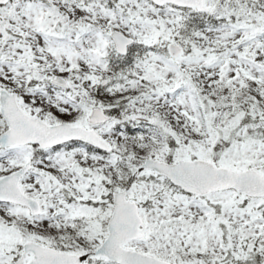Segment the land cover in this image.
Returning a JSON list of instances; mask_svg holds the SVG:
<instances>
[{
  "label": "rangeland",
  "instance_id": "obj_1",
  "mask_svg": "<svg viewBox=\"0 0 264 264\" xmlns=\"http://www.w3.org/2000/svg\"><path fill=\"white\" fill-rule=\"evenodd\" d=\"M206 1L217 17L225 16L227 22L236 20L240 24L225 26L222 20L219 28L198 29L191 14L172 7L155 8L145 0H16L0 8V89L19 94L25 111L51 124L52 115L43 109L44 102L62 104L70 94L59 92L44 80L56 74L73 76L74 90L70 93L76 92V83L103 67L113 55L109 37L112 30L123 31L139 43L179 44L190 49V55L168 58L151 51L144 61L137 60L124 70L123 77L132 89L133 85L138 88L149 83L146 88L153 90L149 96L129 103L127 120L140 126L135 133L145 144L164 145L166 133L158 128L160 122L169 123L164 127L166 131L179 128L182 137L178 136L175 162L191 154L208 159L220 137L219 129L227 136L246 102L253 105L264 125V104L258 98L250 97L239 105L223 98L211 117L204 100L213 95L219 82L231 95L243 81L264 86V41L259 40L264 29L247 27V23L237 20L243 15V20L251 23L254 13V19L260 20L264 0ZM86 80L87 88L94 85L93 80ZM117 87L119 84L108 85L103 96L114 93ZM71 99L77 101V94ZM95 106L92 99V105L82 111L76 124L96 129L110 145L124 139L114 129V122L95 127L88 124ZM20 146L0 159L2 172L19 168L32 156L31 148ZM168 153L169 147H165L157 158L163 160ZM117 159L116 153L105 157L89 151L84 144L70 145L40 159L21 185L40 200L43 212L33 217L26 208H6L23 227H14L8 221L0 231V245L13 240L41 242L34 238L35 229L52 222L73 228L80 224L83 231L89 232L92 246L97 247L103 241V221L112 213L110 194L126 187L123 184L129 178L125 176L124 180L114 169ZM219 163L264 174V139L236 142ZM128 196L139 203L148 229L142 239L127 241V249L176 264H249L243 262L253 261L259 257L257 253L264 255V198L247 199L232 190L206 197L188 195L149 170L134 179ZM13 250L2 255L0 250V264L14 262ZM164 251H174L177 256L164 258L160 256ZM180 253L183 260L178 257ZM93 264L115 263L101 260Z\"/></svg>",
  "mask_w": 264,
  "mask_h": 264
},
{
  "label": "water",
  "instance_id": "obj_2",
  "mask_svg": "<svg viewBox=\"0 0 264 264\" xmlns=\"http://www.w3.org/2000/svg\"><path fill=\"white\" fill-rule=\"evenodd\" d=\"M159 5L172 3L183 7H197L206 11L204 0H153ZM117 49L121 53L127 52L131 43L122 33L112 34ZM174 49H179L173 46ZM57 83L65 85L66 81L57 79ZM2 112L6 117L10 129L0 136V146L25 143H39L43 147L54 146L71 140L82 139L102 150H111L94 131H86L81 127L63 123L50 126L37 118L29 117L17 104V96L5 91L1 95ZM107 117L100 109L91 115L90 123L106 121ZM30 166L0 180V199L28 206L32 214L41 213L38 201L28 198L20 187L22 176ZM154 169L160 174L168 176L176 185L183 187L187 192L207 195L212 192L236 189L250 197H264V175L257 170H231L219 167L216 162L204 160H180L170 164L159 159H147L138 170ZM127 190L114 193V210L108 222V236L96 250L95 257L117 262L118 264H174L136 250L124 248L128 240L143 237L147 229L139 214V205L136 200L127 197ZM89 254L77 255L59 252L53 248L44 247L34 241L24 245V251L16 264H87ZM27 259H30L27 262Z\"/></svg>",
  "mask_w": 264,
  "mask_h": 264
},
{
  "label": "trees",
  "instance_id": "obj_3",
  "mask_svg": "<svg viewBox=\"0 0 264 264\" xmlns=\"http://www.w3.org/2000/svg\"><path fill=\"white\" fill-rule=\"evenodd\" d=\"M186 11L190 12L188 10ZM195 16H197L195 20L199 26L207 25V23H205V21H207L206 19L207 17L211 18L210 21L212 20L215 21V18H213L212 15L210 14H203V15L195 14ZM251 17L254 18L253 15ZM255 23L260 24V25L264 24L260 20L256 21ZM249 84H246V86L242 90H238L237 91L238 95H235V96L230 95V97H233L234 104H238L241 100L243 99L245 100L248 97H257L264 104V87L261 84H259L257 87L251 84V87H249ZM216 92H217L216 99L218 96L219 97L227 96L223 87H219L218 91ZM121 96L122 95H116L115 97H111L110 99L111 100L119 99ZM115 103L117 104V109L111 110V112L109 110V112L112 113L115 117H120L122 115L125 101L121 99V100H116ZM207 105L209 106V109L211 110L214 109V106L210 101H207ZM245 107L246 109L244 110L242 115L239 117L238 124L230 128L229 135L228 136L221 135L219 139L217 140L216 144L214 145L213 151L211 153L213 155V159L219 160L221 155L230 146H232L233 143L236 142L237 140L247 142V141H261L262 139H264V126H255V124L259 120H255L254 118L255 116L251 109L252 105L245 104ZM72 118H74L73 115L71 116L70 119ZM165 123L162 126L163 128H164ZM174 124L176 126L177 123L174 122ZM243 128L245 129V131L243 135H240V131ZM2 129L3 128L0 125V132L2 131ZM173 129L179 132V128L173 127ZM219 131L220 133H222L221 129H219ZM166 138H167V143L170 147V154L169 156L166 157V159L171 161L173 154L176 150L177 139H176V136L172 134V132L170 131L166 132ZM117 150H118L117 153L120 156L119 161L116 165L117 171L119 172L120 177H122L124 174H126V176H129V182H126L125 184L127 187L130 186L129 184L133 180V172H134L135 165L140 164L141 160L145 158L154 157L158 153L160 154L163 153L162 146L155 147L154 145H147V146L141 145L140 147L133 141L126 143L125 145H123V148H121L120 150L119 149ZM40 232H42L41 233L42 235L48 236V238L49 236L51 237V235H54L56 239L53 238L52 242L58 243L63 250H73V251L82 250V251L90 252V253L94 251V248L91 244V240L81 239L79 230H76L72 227L47 226L44 229H40ZM47 239L45 238L46 243L48 242ZM167 253H169L167 256L177 255L176 252L169 251ZM257 254L259 255V257L256 256L253 261L245 260L243 263L262 264L264 262V255L262 253H257ZM180 257L183 260L184 255L181 253Z\"/></svg>",
  "mask_w": 264,
  "mask_h": 264
}]
</instances>
